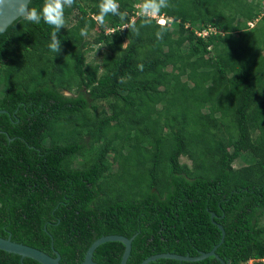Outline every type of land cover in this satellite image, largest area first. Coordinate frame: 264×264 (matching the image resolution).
<instances>
[{"label":"trees","instance_id":"1","mask_svg":"<svg viewBox=\"0 0 264 264\" xmlns=\"http://www.w3.org/2000/svg\"><path fill=\"white\" fill-rule=\"evenodd\" d=\"M117 3L125 21L101 23L100 0L65 8L60 53L43 20L0 34V237L62 264L108 235L133 238L128 264L217 246L227 264H264V0H169L146 24L142 0ZM124 250L93 259L121 264ZM0 264L40 263L0 250Z\"/></svg>","mask_w":264,"mask_h":264},{"label":"water","instance_id":"2","mask_svg":"<svg viewBox=\"0 0 264 264\" xmlns=\"http://www.w3.org/2000/svg\"><path fill=\"white\" fill-rule=\"evenodd\" d=\"M30 1L31 0H0V34L4 33L15 20H17L20 17H24L26 13H23L22 9L25 7L28 8ZM5 112L6 111L0 110V114ZM212 217L214 218V215ZM219 228L223 233V239L221 242L223 243L225 230L221 225H219ZM109 242H120L124 244L125 250L122 256L121 264H128V259L132 251L133 238H128L126 236H121V235H108L97 239L87 250L85 259L81 264H99L95 262L93 259L94 253L98 247ZM217 247L208 253L201 252L196 257H192L189 255L182 256L171 253L157 254L145 259L141 264H149L159 259H172V260L186 261V262H199L212 256H215L217 259H219L222 264H227L223 260H221L220 257L217 255L216 253ZM0 250L15 255H19L21 256L22 259L29 258L35 260L40 264H62L61 256L58 252L55 253L56 257H52L47 253L40 251L36 248L14 242L11 239V237L7 239L0 237Z\"/></svg>","mask_w":264,"mask_h":264},{"label":"clouds","instance_id":"3","mask_svg":"<svg viewBox=\"0 0 264 264\" xmlns=\"http://www.w3.org/2000/svg\"><path fill=\"white\" fill-rule=\"evenodd\" d=\"M76 0H45L44 7L42 10H38L36 8H23L22 12L26 13L24 15L25 19L32 23H39L41 20L51 25L54 31L51 33V42L48 44V48L54 53H60L62 49V44L59 39V33L62 28H65L66 20L64 17V9L68 7H72L75 4ZM170 6L169 0H142V3L138 5V15L145 18V24L149 22V18L155 17L159 15L162 9L168 8ZM111 15H118L121 21H125L127 17V13L119 12V5L117 0H100L99 4V14L97 19L103 23L104 18ZM264 14V10L262 12ZM171 19V18H169ZM258 21V20H257ZM250 22L249 26L252 28L257 23ZM159 23L161 25L165 24L164 19H160ZM129 25L125 24V28ZM132 30L139 34L137 28L132 25ZM166 29H161L156 33L157 39L162 40L163 34ZM87 26L81 28L80 34L81 36L87 35ZM139 70H143V65L137 66ZM123 81V77L121 78V82Z\"/></svg>","mask_w":264,"mask_h":264},{"label":"rangeland","instance_id":"4","mask_svg":"<svg viewBox=\"0 0 264 264\" xmlns=\"http://www.w3.org/2000/svg\"><path fill=\"white\" fill-rule=\"evenodd\" d=\"M90 38V41L92 40H95L98 38V35L96 33V31L92 32V35L89 37ZM127 41L125 42V46L127 45ZM104 45H96L94 46V49L93 51L89 52L87 54V57H88V61L91 63H98L100 60H101V57H102V53L104 52V48H103ZM99 106L100 108H107V103L106 102H100L99 103ZM113 154H110L109 155V158L110 160L113 159ZM182 162L183 163H188L190 164V160H188L187 158H182ZM246 163V158H242L241 160H239L236 164L237 167L239 166H244Z\"/></svg>","mask_w":264,"mask_h":264},{"label":"built area","instance_id":"5","mask_svg":"<svg viewBox=\"0 0 264 264\" xmlns=\"http://www.w3.org/2000/svg\"><path fill=\"white\" fill-rule=\"evenodd\" d=\"M165 23H166V20H165ZM202 34H203V33H202ZM202 34H200V35H202ZM207 34H208V32L205 33V35H207ZM262 261H264V259H263ZM249 264H254V260H251V261L249 262Z\"/></svg>","mask_w":264,"mask_h":264}]
</instances>
